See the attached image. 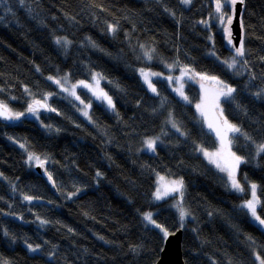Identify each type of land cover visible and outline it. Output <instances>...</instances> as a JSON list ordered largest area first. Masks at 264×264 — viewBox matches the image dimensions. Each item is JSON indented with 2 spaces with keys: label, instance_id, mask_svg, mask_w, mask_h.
<instances>
[{
  "label": "trees",
  "instance_id": "trees-1",
  "mask_svg": "<svg viewBox=\"0 0 264 264\" xmlns=\"http://www.w3.org/2000/svg\"><path fill=\"white\" fill-rule=\"evenodd\" d=\"M214 8L215 0H0V101L27 114L34 99L48 96L55 109L16 125L0 121V264H155L166 237L146 223L148 212L169 234L183 230L185 264H259L264 226L241 205L256 183L264 217V153H257L264 143V95H255L264 89V0H244L245 55L232 69L222 61L231 62L235 52L226 25L211 20ZM201 21L218 28L209 35ZM58 38L71 43L57 44ZM185 67L236 89L220 107L250 137L231 138L244 161L243 193L198 154L199 147L221 144L198 122L193 104L201 89L188 82L191 103H185L166 80L156 79L157 91L150 92L138 72L168 76ZM93 72L115 107L82 93L91 103L87 121L48 77L89 80ZM147 138L158 140L155 154L143 151ZM29 153L47 157L55 191ZM155 174L183 181L177 210L173 197L153 201ZM180 207L189 213L183 227Z\"/></svg>",
  "mask_w": 264,
  "mask_h": 264
},
{
  "label": "snow or ice",
  "instance_id": "snow-or-ice-1",
  "mask_svg": "<svg viewBox=\"0 0 264 264\" xmlns=\"http://www.w3.org/2000/svg\"><path fill=\"white\" fill-rule=\"evenodd\" d=\"M20 2L23 3V0H20ZM181 2L184 3L185 5L191 4V0H181ZM237 3L243 4L244 0H215V12L217 14H219L218 19H219L220 23L226 25L224 28V31L228 37V44L229 45H233L232 32H231V29L229 26L233 22V16L235 13V5ZM226 7L229 9V12L231 14H229V12L224 11V9ZM201 23L207 24V21H201ZM109 27L113 33L116 31L115 27H113L111 25ZM241 28H243L242 20H241ZM56 43L57 44L63 43L64 45H68L71 42L68 41L67 39L61 40L58 38L56 40ZM141 47H143V46H141ZM233 47H235V55L232 57L231 62H228V61L223 62V63L227 64V67L229 69L235 68L236 64L239 63V61L236 59L237 57H243L245 55V47H244L243 39H241L239 46L233 45ZM151 51H155V50L152 49ZM212 55H215V53L213 52ZM145 56L149 60H151V58H152L151 52H149V51L145 52ZM171 67L172 66H169V68H171ZM140 71H141V76L144 77L145 83L148 85L149 89L153 93H156L157 90L153 86L151 80L149 79V76H156V75H160V74L159 73H148V72H145L143 69H141ZM185 76H187L189 79H192L193 77H199L200 80H205V81L211 80L214 83V85L218 86L210 94L206 90L205 91V97L202 99L200 104L196 105V108L198 111H200L201 115L205 117L206 121H207V114L205 111L206 107H211V109H213L214 111L218 110L216 112V115H217L216 120L215 121H207V126L212 132H215L216 136L220 139L221 150L218 152H208L204 148H200V151L209 160V163L215 164L216 167L218 169H220V171L227 172L229 181L231 183V187L234 190H236L238 192H243L245 189H244V187H242V185L240 184V182L236 178V170L238 169L239 165L241 163H243L244 161L240 156L231 152V149H230L231 140L228 138V134L229 133H239L241 135H244L246 139H250V137H248L245 133H242L241 129L239 127H237L234 124L229 123V121L226 118H224L223 109L220 107L221 98H224L225 102L229 101L230 99H234L233 93L236 91V89L229 86L227 83L218 79L215 76H209L207 74L196 73L193 69H189V68L185 67V68L181 69L180 77L176 78V82L179 83L180 86H179V88L174 89L175 91H177V93L184 100H188V97L185 96L183 93L182 80ZM101 78L102 77H100L99 74H96L95 76H93V80L96 82V85H97L96 88H93L91 84L85 83L84 81H79L77 84H73L71 86V88H67L64 86V84L61 83V80L54 79L51 76L48 77L49 80H52L53 83L60 86L61 91L68 92L69 95L75 96L76 99H79V96H76L75 89L77 87L82 86V87L87 88L90 91H92L93 95H95L97 97V99L105 100L110 108H114L115 106L112 102V98L106 92H104L102 89H99V79H101ZM63 79H64V83H67L68 77L65 76ZM166 79H168L171 82L173 78L171 76H169V77H166ZM253 79H254V77H253ZM201 87L203 89L204 85L202 84ZM25 91H28V89H25ZM48 95H51V94H48ZM255 95L257 97L264 95V89H261L260 91L255 93ZM47 99H48V96H44L42 98L43 102H42V100H35L34 99L32 101V103L28 105L27 112L32 114L33 116H37V118H39L38 113H39L40 109H42V108L47 110V111H55L54 108H51L48 106ZM81 103H83V101H81ZM89 106L90 105L86 104L85 108H88ZM23 115H25L24 112H14L8 106L7 103H5L4 101H0V118H2L4 120L12 121V120H19L20 117ZM83 115H85L87 117L88 112L85 111L83 113ZM173 127H176V125L173 124ZM177 131H179V128H177ZM20 146L22 148L24 147L23 144H21ZM146 146L148 149L155 151V140H147ZM225 148H227V151H228L229 161L227 162L226 166H222L221 163H219L217 157L221 155V151H223ZM259 153H264V144L258 145V154ZM28 161H35L38 166L43 167L47 161V157L42 159L39 155H36L34 153H29ZM96 175L100 176L101 173L97 172ZM48 179H49V181L53 180V177L50 173L48 174ZM161 179H163V178H161ZM54 186H55V184H54ZM257 188H258V186L255 183L250 185L251 198L246 200L245 203L241 205V207L247 209L248 213H250L253 220L258 222V224L260 226H264V217H262L260 214H258V211H257V206L261 204V200L257 196ZM182 189H183V181L182 180H175V181H172L170 185L165 186L163 195H168L170 193H176V192H181V194H182V191H181ZM77 191H79V190H77ZM76 194L77 193H73L72 195H76ZM161 198H162V194H161L160 190L158 189L156 192V199L159 200ZM24 199L26 201L31 202L33 197L25 195ZM179 210H180L181 227H183V221H184L185 217L187 215H189V213H187L183 209V207H180ZM144 219L149 224H153L155 227L159 228L161 230V232H163L165 237H167L169 235V232L167 229L163 228L159 224H156L155 220H153L151 213L146 214L144 216ZM40 223L45 224V223H47V221L41 220ZM5 234H7V233H5ZM100 238L103 239V237H100ZM249 239L251 240V238H249ZM252 243L255 244V241L253 240ZM39 247H40L39 245H36L35 247H33L31 244H28V248L32 252L38 251ZM256 260L259 261V264H264V258H261V255L257 254Z\"/></svg>",
  "mask_w": 264,
  "mask_h": 264
},
{
  "label": "rangeland",
  "instance_id": "rangeland-1",
  "mask_svg": "<svg viewBox=\"0 0 264 264\" xmlns=\"http://www.w3.org/2000/svg\"><path fill=\"white\" fill-rule=\"evenodd\" d=\"M218 16H219V14H217V13L215 12V8H214L213 17H212L211 20L216 21L218 24H221L220 21H219V19H218ZM222 62H224V60H223ZM224 64H226V63H224ZM226 65H227V64H226ZM142 69H143L145 72H148V73H159L160 75L149 76V79L151 80L153 86L155 87V85H154V81H155L156 79L166 80L167 83L170 85L172 91H173V92L175 93V95L178 97V99L181 100V101H183V102H185V103H191V100H190L188 94H187L186 91H185L188 82H193L195 85H197V86L201 89V91H200V92H201V100H200V102H199L198 104H200L201 101H202V99L205 97V91H206V90H207V92L210 94V93H211L216 87H218L217 85H214V83H213L211 80H207V81H205V80H200L199 77H193L192 79H189L187 76H185V77L183 78V80H182V83H183V93H184L185 96L188 97V100H184V99H183V98L177 93V91L174 90V89H176V88H179V86H180L179 83L176 82V78H177V77H180V75H181V71H180L178 74H175V73H173V71H170V74H169L168 76H166V75H164L162 72H159V71L154 70V69H145V68H142ZM140 70H141V69H139L138 72H139V75L141 76V71H140ZM172 70H173V69H172ZM96 74H98V73H97V72H93V73H92V76H91V78H90L89 80H79V81H84L85 83L91 84L93 88H96V87H97L96 82L93 80V76H95ZM99 75H100V74H99ZM169 76H171V77L173 78L171 82H170L168 79H166V77H169ZM64 77H65V76H64ZM64 77H57V79L61 80V83L64 84V86L67 87V88H71V86H72L73 84H77V83L79 82V81H72V80L68 77V81H67V83H64V79H63ZM100 77H101V75H100ZM141 78H142V80H143L145 86L149 89L148 85L145 83L144 77L141 76ZM55 79H56V78H55ZM103 82H104V79H103V78L99 79V89H102V90H103V88H102V84H103ZM202 84L204 85V88H203V89H202V87H201ZM56 85H57V84H56ZM57 87H58V89L61 91L60 86L57 85ZM149 90H150V89H149ZM75 92H76V96H79V99H76L75 96L69 95L68 92L61 91V93H62L64 96H66L67 98H69L71 101L75 102V103L79 106L81 115H82L87 121H90V108H91V103H89V102H87V101L85 100V97L82 95V93H85V94L87 93L86 95H89V96L91 97V100H97V101H98L100 104H102L106 109H108V110H110V111H113V108H110L105 100H103V99H97V97H96L95 95H93V92L90 91L89 89L84 88V87L81 86V87H77V88L75 89ZM150 92H152V91L150 90ZM152 93H153V92H152ZM82 96H83V97H82ZM109 96H110V95H109ZM110 97H111V96H110ZM48 99H49V98H48ZM81 101H83V103H81ZM224 101H225L224 98H221L220 106H222V103H223ZM42 102H43V101H42ZM47 104H48V106H49V101H48V100H47ZM86 104H87V105H90V106H89L88 108H85V105H86ZM193 105H194L195 108H196V105H197V104H196V105L193 104ZM85 111L88 112V116H87V117H86L85 115H83V113H84ZM205 111H206V114H207V121H215V120H216V118H217L216 112H217L218 110L214 111L213 109H211V107H206V108H205ZM196 112H197V115H198V122H199V124H201V125L207 130V131L212 132V131L208 128V126H207V121H206L205 117L201 115L200 111H198L197 108H196ZM38 114H39V113H38ZM38 116H39V115H38ZM31 119H37V116H33V115L31 114ZM212 133H215V132H212ZM232 137H234V133H229V134H228V138L231 140ZM147 140H155V146L159 143L158 140L155 139V138H147V139H145V142H144L145 145H144L143 151L149 152V153H151V154H155V153H156V148H155V151H152V150H150V149L147 148V146H146V141H147ZM263 144H264V143H263ZM200 148H201V147L198 148V154H199V155H200V156H201V157H202V158H203V159H204V160H205V161H206V162H207L212 168H214L215 170H217V171H218V172L224 177V179L226 180L227 185H228L233 191H235V192H237V193H243L244 191H243V192H238V191L234 190V189L231 187V183H230V181H229V178H228L227 172H222V171H220V169H218V168L216 167L215 164H213V163H209V160L203 155V153L200 151ZM230 149H231V152H233V150H232V146H231V145H230ZM205 150H206V149H205ZM220 150H221V144H218L216 149H214V150H212V151H209V150H206V151H208V152H218V151H220ZM233 153H235V152H233ZM257 153H258V147H257ZM235 154H236V153H235ZM236 155H237V154H236ZM217 159H218L219 163H221L222 166H226L227 162L229 161L227 148H225L223 151H221V155L218 156ZM35 165H37L36 162H35ZM239 169H240V165H239L238 169L236 170V178H237V180L240 182V184L242 185V187H244L243 184L241 183V181H240L239 178H238ZM154 177H155V183H156V190H155V193H154V196H153V201L156 202V203H159V202L165 201V200H167V199L173 197V198H174V201L172 202V204H173V207L177 210V209H178V203H176V201L179 200V199L181 198V192L170 193V194H168V195H163V193H164L165 186L170 185L172 181H175V180H181V179L169 178V177L163 176V175H161V174H155ZM161 178H163V179H161ZM251 184H253V183H250L249 186H248V190H249V191H250V185H251ZM255 184H256V183H255ZM256 185H257V184H256ZM257 186H258V185H257ZM158 189L160 190V192H161V194H162V198L159 199V200L156 199V192H157ZM181 191H182V193H183V189H182ZM257 196H258V188H257ZM258 197H259V196H258ZM250 198H251V193H250ZM258 208H259V205L257 206V209H258ZM243 209H245V208H243ZM245 210L247 211V209H245ZM148 213H151V214H152V217H153V213H152V212H148ZM148 213H147V214H148ZM247 213H248V211H247ZM145 215H146V214H144V216H145ZM248 215H249L250 219H251L256 225H258L259 227H261V226L258 224V222H256V221L253 220V218L251 217L250 213H248ZM144 216H143V217H144ZM144 220H145V219H144ZM153 220H154V219H153ZM145 221H146V220H145ZM146 223H147L149 226H151V227H155L153 224H149L147 221H146ZM261 228H262V227H261Z\"/></svg>",
  "mask_w": 264,
  "mask_h": 264
},
{
  "label": "water",
  "instance_id": "water-1",
  "mask_svg": "<svg viewBox=\"0 0 264 264\" xmlns=\"http://www.w3.org/2000/svg\"><path fill=\"white\" fill-rule=\"evenodd\" d=\"M241 13H242V4L237 3L235 5V13L233 16V22L229 26L232 32V40L233 45L239 46V43L242 39V28H241ZM233 45L228 44V38H227V46L229 49L235 52V47ZM47 110L40 109L39 113H46ZM28 115L25 114L20 117L19 120H4L0 118L1 122L10 124V125H16L18 124L23 118H26ZM36 171L38 174L42 177V179L45 181V183L48 185V187L55 191L54 181H49L48 179V168L47 163L44 164L43 167L36 166ZM182 241H183V230H177L175 232L170 233L164 242V246L161 252V255L158 259V261L155 264H185L184 258H183V249H182Z\"/></svg>",
  "mask_w": 264,
  "mask_h": 264
},
{
  "label": "bare ground",
  "instance_id": "bare-ground-1",
  "mask_svg": "<svg viewBox=\"0 0 264 264\" xmlns=\"http://www.w3.org/2000/svg\"><path fill=\"white\" fill-rule=\"evenodd\" d=\"M242 11H243V4H242ZM241 14H242V13H241ZM200 26H201L202 28H204V29L207 31V33H208L209 35H211L212 33H214L215 30L218 28V26H217L216 24L209 23V22H207V24L200 23ZM262 30L264 31V25H263V27H262ZM260 32H261V31H258V34H260Z\"/></svg>",
  "mask_w": 264,
  "mask_h": 264
},
{
  "label": "flooded vegetation",
  "instance_id": "flooded-vegetation-1",
  "mask_svg": "<svg viewBox=\"0 0 264 264\" xmlns=\"http://www.w3.org/2000/svg\"><path fill=\"white\" fill-rule=\"evenodd\" d=\"M41 113H39L38 115H40ZM28 115H30V113H28Z\"/></svg>",
  "mask_w": 264,
  "mask_h": 264
}]
</instances>
